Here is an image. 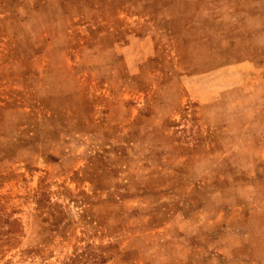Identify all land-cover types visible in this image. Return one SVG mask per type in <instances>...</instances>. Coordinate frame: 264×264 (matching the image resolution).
<instances>
[{"label": "rangeland", "instance_id": "obj_1", "mask_svg": "<svg viewBox=\"0 0 264 264\" xmlns=\"http://www.w3.org/2000/svg\"><path fill=\"white\" fill-rule=\"evenodd\" d=\"M0 246L264 264V0H0Z\"/></svg>", "mask_w": 264, "mask_h": 264}, {"label": "trees", "instance_id": "obj_2", "mask_svg": "<svg viewBox=\"0 0 264 264\" xmlns=\"http://www.w3.org/2000/svg\"><path fill=\"white\" fill-rule=\"evenodd\" d=\"M7 237H8V236H7ZM13 238H14V237H13ZM13 238H12V237H8V238H6L5 240H8V241L10 240V241H11ZM1 247H2V246H0V250L2 249ZM8 247H10V246H8Z\"/></svg>", "mask_w": 264, "mask_h": 264}]
</instances>
